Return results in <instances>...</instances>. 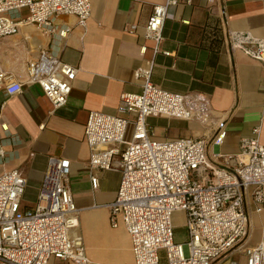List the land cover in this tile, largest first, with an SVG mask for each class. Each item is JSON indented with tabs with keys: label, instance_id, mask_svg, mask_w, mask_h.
<instances>
[{
	"label": "crops",
	"instance_id": "crops-1",
	"mask_svg": "<svg viewBox=\"0 0 264 264\" xmlns=\"http://www.w3.org/2000/svg\"><path fill=\"white\" fill-rule=\"evenodd\" d=\"M90 1L85 28L72 15L55 18L58 26L71 28L63 38L33 24H20L14 34L0 40V68L22 82L21 92L13 96L0 90V173L12 168L22 172L26 187L20 205L32 209L47 157L68 159V184L77 208V225L70 237L80 239L95 264H134L128 234L108 221L107 205L116 196L120 174L88 166L90 149L83 138L88 113L117 114L120 95L141 90L134 71L152 63L155 85L171 92L202 93L210 102L206 123L147 117L155 138H203L208 142L207 157L216 164H222V158L214 154H237L241 140L254 136V128H259L258 138L264 144V64L241 50H230L226 41L229 31L264 39V0H191L170 6L157 54L144 36V26L152 7L165 0ZM42 49L77 68L67 102L59 108L38 85L26 82V63L37 59ZM220 121L226 135L214 145L211 139ZM131 130L128 125L126 133ZM93 175L97 188L91 186ZM254 189L249 186L244 197L248 236L213 264H246L244 246L261 240L264 203L254 201ZM48 264L74 263L51 258Z\"/></svg>",
	"mask_w": 264,
	"mask_h": 264
},
{
	"label": "built area",
	"instance_id": "built-area-1",
	"mask_svg": "<svg viewBox=\"0 0 264 264\" xmlns=\"http://www.w3.org/2000/svg\"><path fill=\"white\" fill-rule=\"evenodd\" d=\"M189 3L165 0L152 7L144 36L153 42V54L161 52L168 8ZM90 14V0H0V40L14 34L20 24H33L63 38L71 28L55 24L57 16L72 15L85 28ZM226 41L230 50H241L264 64V39L229 31ZM151 67L152 63L134 71L141 90L122 93L117 114L88 113L83 133L90 149L88 166L120 174L116 196L107 205L108 221L128 234L134 264H161L162 259L165 264H213L248 236L246 189L253 186L254 201L264 203V144L258 138L259 128L253 129V137L241 140L237 154H214L222 164L208 159V142L203 138H155L147 117L206 123L210 102L202 93L160 88L151 81ZM76 71L42 49L37 59L26 63V82L38 85L52 106L59 108L67 102ZM0 90L13 96L21 92L22 82L0 68ZM128 125L132 130L125 139ZM224 125V121L217 123L212 144L222 143ZM2 152L0 148V156ZM69 169L68 159L48 156L36 203L27 210L20 205L26 187L22 172L12 168L0 173V264H48L51 258L95 264L80 239L69 235L77 225ZM90 182L97 188L96 176H90ZM178 210L184 212L182 242L175 241L172 226V214ZM243 252L246 264H264V231L261 240L244 246Z\"/></svg>",
	"mask_w": 264,
	"mask_h": 264
},
{
	"label": "rangeland",
	"instance_id": "rangeland-1",
	"mask_svg": "<svg viewBox=\"0 0 264 264\" xmlns=\"http://www.w3.org/2000/svg\"><path fill=\"white\" fill-rule=\"evenodd\" d=\"M130 133L127 131L125 139H129ZM172 226L174 229L175 239L183 240L186 237V230L184 227V212L181 210L175 211L172 214ZM163 255V251H161Z\"/></svg>",
	"mask_w": 264,
	"mask_h": 264
},
{
	"label": "trees",
	"instance_id": "trees-1",
	"mask_svg": "<svg viewBox=\"0 0 264 264\" xmlns=\"http://www.w3.org/2000/svg\"><path fill=\"white\" fill-rule=\"evenodd\" d=\"M161 264H165V261H164V259H162V260H161Z\"/></svg>",
	"mask_w": 264,
	"mask_h": 264
}]
</instances>
